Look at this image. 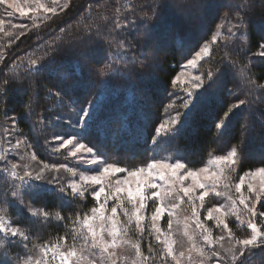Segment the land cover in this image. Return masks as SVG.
Wrapping results in <instances>:
<instances>
[{
	"label": "snow or ice",
	"instance_id": "snow-or-ice-1",
	"mask_svg": "<svg viewBox=\"0 0 264 264\" xmlns=\"http://www.w3.org/2000/svg\"><path fill=\"white\" fill-rule=\"evenodd\" d=\"M25 3L29 5L27 8L21 7L17 0H0V5L7 6L9 17L13 12L7 9L22 16L32 13L33 28L41 26L37 20L45 23L71 6V0L63 3L25 0ZM167 13L187 16L190 9L182 0L115 5L109 20L106 58L96 60L89 73L96 76L97 82H104L105 87L110 86L112 78L121 74L116 62L128 59L133 49V42L125 33L130 35L132 30L143 29L146 42L150 41ZM248 17L249 0L228 5L218 16L219 23L214 22L209 29L210 39L198 44L191 58L185 57L182 70L170 81L171 95H177V85L182 95L178 102L170 98L164 118L153 124L150 139L154 149L146 162L129 167L110 159L107 147L96 141L91 131L99 107L97 99L85 97L74 101L69 89L76 88L79 81L66 71L54 85L55 91L48 89V93L57 101L58 108H69L76 116L75 121L64 119L59 112L38 114L31 104L23 115L35 117L33 127L38 126L41 132L59 126L63 120L71 131L53 132L51 140L46 139L45 143L53 153L67 150L76 166L40 159L33 150L34 144L28 138L21 139L15 131L20 118L10 117L0 136V264H250L252 257L264 253V211L259 210L264 207V151L258 155V164L243 174H239V169L245 161L247 139L230 144L224 154L211 155L199 167L190 166L183 155L163 157L155 153V148L161 145L173 149L181 137L198 131L196 123L204 102L215 92L227 89L225 70L238 69L245 90L242 93L227 90L234 102L226 103L216 113L205 135L214 130L220 139L230 137L233 119L251 110L253 101L249 97L253 92L260 90L264 98V84H257L252 78L250 65L243 63L240 67L228 54L216 62L224 65L223 70L213 65L206 72L200 71L202 64L212 59L213 45L228 48L234 38L244 34ZM3 23L0 20V25ZM258 27L264 39V21ZM5 35L11 37L12 33ZM15 38L19 39V35ZM254 46L259 50L252 52L249 48L244 55L250 52L252 57L264 58V43L256 42ZM244 47L241 45V49ZM71 55L81 74L94 59L88 50H74ZM0 62L6 63V53L0 52ZM27 63L29 71L44 69V65L38 66L37 59L29 57ZM15 79L13 75L0 82V96ZM100 94L98 91L96 97ZM260 116L264 117V112ZM261 123L264 124V119ZM244 130L250 136L251 129L246 126ZM175 152L179 153V149ZM89 195L93 206L77 212L75 219L60 211L52 213L44 204L45 198L53 197L63 208ZM208 198L213 200L211 207H207ZM203 209L206 215L201 219ZM24 217L27 222L21 223ZM165 217L163 228L161 222ZM66 219L71 223L68 231L43 242H37L39 237L33 239L36 236L33 224L48 225ZM231 220L246 229V234L234 232L229 226ZM207 221L214 222L212 227ZM153 241L158 247L153 246ZM142 246H146V253Z\"/></svg>",
	"mask_w": 264,
	"mask_h": 264
},
{
	"label": "trees",
	"instance_id": "trees-1",
	"mask_svg": "<svg viewBox=\"0 0 264 264\" xmlns=\"http://www.w3.org/2000/svg\"><path fill=\"white\" fill-rule=\"evenodd\" d=\"M94 1L95 0H71V6L61 12V14L57 16L58 19L51 20L50 23L46 24L45 28H38L39 32L36 31L35 34L30 33V35L33 34L35 39L39 40V38L36 37L37 34H52V29L57 28L56 26L58 25L56 24L58 22L61 21L63 24H67L71 20H74L77 15L80 17V20H83V22L94 19L92 17L93 14L85 11L88 4ZM100 1L102 2H100L96 10L94 9V11L98 12L95 17L97 18L96 21L98 22V19L101 20L103 17H106L105 24H110L109 20L111 17V9L115 5L122 2L120 0ZM222 2L223 0H186L183 3L190 9V15L180 16L175 13H167L164 15V18L155 30L151 41H154L162 49L160 50L162 65L161 70L157 73V79L161 80L166 88H169L171 85V79L178 71L180 54L183 55L185 45H197L198 39L201 37L200 34L202 33V29L199 33L196 29L194 30L197 22L205 20L206 15L213 13L215 7L206 8L205 6L209 4L219 5ZM218 8L219 7H217V9ZM98 10H100V12ZM261 15L264 17V11H261ZM72 22L76 21L74 20ZM187 26L192 27L189 33L185 35L187 30L185 27ZM40 29L42 32H40ZM73 30L74 26L71 28L68 27L67 31H65L66 33L59 36L61 42L57 46L56 52H59L60 54L55 57L60 58V56L69 52L70 46L67 44L71 41H73V43L75 42L72 44L71 52L74 50H88L92 53L94 58L92 62L87 64L83 74H81L79 69L75 66L73 56L70 58H64L63 61H56L53 65L48 64L41 71L33 70L34 72L37 71L34 75L29 74L28 71H24L23 73L15 71L16 73H14V71L10 68L9 61H6V63L0 62V82L13 75L17 77V79L13 80L6 86L5 94L0 96V120L7 119L8 122L10 117L14 115L18 116L20 118V123L17 129L20 132H23L26 137H28V133L30 132L33 134L32 129L34 128L33 124L35 123L36 118H25L23 115L25 109L29 104H31L38 114L43 113L44 115H47L48 113L51 114V112H57V109L55 108L52 109V111H49L55 104L54 102L57 101L48 94V89H53V91H55L54 85L57 84L58 79L64 77L65 71L67 73H71L74 79L79 81V85L76 88L69 89V95L73 97L74 101L83 100L85 97L89 98L93 93L95 84H97V79H95L96 76L89 73V68L94 65L96 60L105 59V54L108 50L105 49L104 41L101 40L100 37H98V39L88 38L86 35L81 37L80 35L83 31L78 33L76 31L73 32ZM143 32V30H132L130 35L128 33L126 35L130 40H132L137 37L135 36L136 34H140L138 36H142ZM102 34L103 31L100 32V35ZM247 34L248 49L250 48L252 52L258 51V47L254 46L255 43H264V39H261L262 33L259 31L258 26L253 23H249L247 25ZM33 36L31 37L34 38ZM21 44V41H17L14 46L16 48L18 45L21 46ZM55 44H57V41ZM164 49L165 52L163 51ZM244 60L246 61V59ZM251 68L257 83L264 84V58H257L253 64L251 63ZM30 73L33 72L30 71ZM38 79L40 80L38 81ZM71 82L72 81L70 80L69 83ZM32 85H35V87H31ZM40 85L45 86L46 89L44 92L40 90ZM122 89L123 88L117 89L114 92L108 91L104 93V96L101 98L99 103L98 111L96 112V119L91 131L95 140L100 144L105 145L108 152H115V156L117 158L135 163L152 156L154 146L150 139L149 125H153L154 122H151L148 118V114L149 116L151 115L150 111H148L145 106L141 107V100L138 101L137 107H134L132 103L130 104L129 101H126L128 98H124L125 95L122 93ZM38 91H40V93H38ZM66 99L67 98H65V102L68 103ZM122 100L125 101L121 102ZM229 100H231V98L230 95H228V91L214 93L201 107L196 123L198 131L195 133L190 132L181 137L171 150L166 149L163 145L159 148H155L156 155L158 156L163 153L167 154L168 152L172 153L175 152L176 148H178L179 153L177 154L185 156L190 163L198 165L202 163V161H204L210 153L223 149L226 145H229V143H232L233 141L236 142L237 140H240V134L244 127L243 122L245 123V119L243 117L244 114L233 119L232 135L230 137L220 139L216 136L214 130L209 132L207 135L204 134L211 127L216 113L226 103H229ZM123 105L127 108L122 109ZM139 110L142 111L143 116L139 114ZM5 113H7V115H5ZM252 113V111L248 113V115H250L249 120L254 119ZM255 128V124L250 127L251 133ZM260 129L262 131L264 130L263 127ZM44 137L46 138V134H44ZM256 137L258 140L254 138L253 141H250L251 138L249 137L247 139L248 143L245 150L247 159L241 165L239 173H242L250 167L258 164V155L262 152V150H264V135ZM43 155L45 156L44 153ZM255 161L257 162L255 163ZM0 183H2V181H0ZM44 204L46 205V208L49 207V210H52V213L60 211L65 217L70 216L68 212L73 213L76 209L84 210L93 206L90 196H86V198L78 200L63 208L59 206V202L53 197L45 198ZM259 210L264 211V207L259 208ZM26 220L27 217H24L21 219V222H25ZM63 225L64 224H61V222L52 221L51 224L41 225L40 231H42L41 233H45L44 236L51 234L56 236L64 233L65 229H63ZM262 257L263 256L258 258L255 257V260H251L250 264H259Z\"/></svg>",
	"mask_w": 264,
	"mask_h": 264
},
{
	"label": "rangeland",
	"instance_id": "rangeland-1",
	"mask_svg": "<svg viewBox=\"0 0 264 264\" xmlns=\"http://www.w3.org/2000/svg\"><path fill=\"white\" fill-rule=\"evenodd\" d=\"M122 3L120 4H126V3H138V4H151L152 0H120ZM186 0H182V2H185ZM17 2L20 4L21 7H25L27 8L29 5L25 3V0H17ZM45 3H50V0H44ZM61 3L64 2V0H60ZM100 0H95L94 2H90L86 8V12L93 14L92 17L94 19H90L89 21H84L81 19H79L80 17H78V15L74 18V20L76 22H72L74 20H71L69 23L67 24H63V22H61L60 20H56V21H60L58 22L55 28L56 29H52L53 31L51 32L52 34H42V35H36L37 38H39V40L35 39V37L32 35H30V33H34L36 31H38V28H33L32 27V13H29L27 16H22L19 12H15L13 9H7V11H12L13 15L12 16H8L7 12L5 11V9L7 8L6 5H0V20H3L4 23L3 25H0V28L3 29V31H0V52L6 53V61H9L10 64V68L12 71H14V73H16L15 71H17L18 73H23L24 71H28L29 74L34 75L35 73H37V71H33L36 70V68H32L31 71L33 73H30L29 71V66H28V58L31 57L33 59H37L38 61V66L39 65H44V67L46 65H53L54 63H56V61H63L64 58H70L71 55V50H72V44L73 41H71L69 44V52L63 54L62 56H60V58H57L55 56H58L60 53L56 52L57 46L60 44V35L63 33H66L65 31H67L68 27H72L74 26V30L73 32H81V37L88 36L94 39H98V37H100L101 40L104 41L105 44V49L108 50V45L106 43V40L109 38L107 36V32L108 29L111 27L110 24H105V20L106 17L102 18L101 20L98 19V22L96 21L97 18L96 15L98 14V12L93 11V12H89V9H95L98 7V5L100 4ZM241 0H223L222 3H220L219 5H221L218 9L217 7L214 8L213 13L212 14H208L206 15L205 20H201L200 22H197L196 27L194 28V30L196 29L197 32H201L202 29V33L200 34V38L198 39V44H202L205 40L210 39V33H209V29L214 27V22L215 23H219L218 20V16L223 14V11L227 10V6L228 5H233V4H237L240 3ZM100 12V10H98ZM261 11H264V0H249V23H253L257 26H259V24L261 23V21H264V17L261 15ZM96 12V13H95ZM61 14V12L58 14V16ZM90 18V17H89ZM54 19H58V17H53L52 19L46 21L45 23H41L40 20H37L36 23L37 24H41V26L39 28L42 29L45 28L46 24L50 23L51 20ZM77 19V20H76ZM210 19V20H209ZM212 20V21H211ZM9 21H11V24L9 23ZM199 21V19H198ZM61 23V24H60ZM21 24H25L28 27L27 28H18V27H13V25H21ZM97 24V25H95ZM64 25V26H63ZM91 26V28L89 29L88 26ZM192 26H187L185 27L187 30L185 32V35L189 33V31L191 30ZM40 29V30H41ZM259 29V27H258ZM143 30V29H140ZM139 30V31H140ZM33 31V32H32ZM103 31V34L100 35V32ZM105 31V32H104ZM144 31V30H143ZM260 31V29H259ZM12 33V36L9 37L8 35H5V33ZM39 32V31H38ZM42 32V30L40 31ZM70 32V31H69ZM20 33H24L23 35H20ZM89 34V35H88ZM127 33H125L126 35ZM19 35V39H16L15 37ZM140 34H136L134 39H132L133 42V49L132 51L129 52V58L128 59H124V60H120L117 61L116 64L117 66L120 68V75H117L115 77L112 78V83L110 86L105 87V83L104 82H97V84H95L93 93L90 95L89 99H97V103L99 106V103L101 101V98L104 96V93L106 92H110V91H116L117 89L123 88L122 89V93L125 95L124 98H128L126 101H129V103L134 106L137 107V103L138 101L141 100V107L145 106L147 108L148 111H150L151 115L149 116L148 114V118L151 120V122H158L159 120H162L164 118V110H165V106L168 105L170 103V98L171 101H177L178 102V98L179 96L182 95V93L179 90V85H177L175 91L177 93V95H171V93L173 92V88L170 85L169 88H166V86L163 84V82L159 79H157V73L161 70V65H162V56H160V50H162L154 41H147L146 42V37L144 35V32L142 33V36H138ZM31 36H33L34 38H32ZM71 37V36H70ZM145 37V38H144ZM203 37V38H202ZM31 38V39H30ZM129 39V38H128ZM130 40V39H129ZM17 41H21V46H17L15 48L14 44ZM57 41V44H55ZM70 41V40H69ZM136 41H139V43L137 44ZM248 34H247V27L244 30V34L243 35H238L236 38H234V41L229 45L228 48H223V47H217L216 45H213V56L212 59L210 61H208L207 63H203L202 67L200 69V71L202 72H206L207 70H209V68H211L213 65H215L216 67L221 68L222 70L224 69V65L223 64H217L216 62L219 61L221 59L222 56H224L225 54H228L230 57H233L237 60V63L239 64L240 67H243V63H248L251 67V63L253 64L257 58L259 59L260 57H252L251 53L249 52V55L245 56L244 52L248 51ZM179 42V40H178ZM197 45L194 46H187L185 45L184 47V51H183V55L180 54V59H179V64H178V71L176 74H178L182 69H181V65L183 63H185V57L187 58H191V56L194 54L195 50H198ZM241 45H244L245 47L243 49H241ZM12 48V49H11ZM15 48V49H14ZM165 52V49L163 50ZM58 53V54H57ZM132 53V54H131ZM241 58L242 61L241 62ZM57 59V60H56ZM246 59V61L244 60ZM11 61V63H10ZM21 61H23V63H21ZM19 67H16V66ZM92 67V66H91ZM90 67V68H91ZM60 72V71H59ZM175 74V75H176ZM175 77V76H174ZM173 77V78H174ZM95 78V77H94ZM225 78L228 79L229 83L227 85V89L225 91H227L228 89L233 90L236 93H242L245 90V86H244V82L241 79L240 75H239V71L238 69H232L229 68L228 70H225ZM252 78L255 80V77L252 76ZM97 79V78H95ZM40 79H38L39 81ZM257 83V81H256ZM32 84V83H31ZM259 84V83H257ZM32 87V86H31ZM45 86L44 85H40V90L44 92L45 90ZM154 89V90H153ZM100 92L101 94L99 95V97H96V93ZM164 91V92H162ZM153 92V93H151ZM38 93H40V91H38ZM215 93H219L215 92ZM37 94V93H36ZM49 94V93H48ZM38 96V94H37ZM133 96V97H132ZM52 97V96H51ZM231 100H229V103L234 102L233 97L230 96ZM241 98H243V95L241 94ZM249 99H251L253 101L252 105H251V110L248 112H244V127H252L255 124V129L253 130V132L250 134L247 131H245L244 127H243V131L241 132L240 136L241 139H250V141L254 138L257 139L256 136L259 137V135H264V130L262 131L260 128L263 127L264 128V124L261 123V120L264 119V117L260 116L261 112H264V98H262V93L260 90H257L255 92H253V94L249 97ZM67 101V99H66ZM125 100H122L121 102H124ZM55 104L53 105L52 109H57V112H59L61 114V116L64 119H72L73 121H75L76 116L69 110L68 107H57V102H54ZM163 103V105H162ZM127 107L123 105L122 109H126ZM98 111V109L96 110V112ZM253 112L255 113V116L253 120H249V116L248 113L249 112ZM41 112V111H40ZM140 115L143 116L142 111H138ZM52 113V112H51ZM50 113H48L47 115H49ZM97 114V113H96ZM124 120V119H123ZM258 122V123H257ZM9 121L7 122V119H3L0 120V136L3 135V130L5 127L8 126ZM153 125H149V130H151ZM33 134L28 133V137H26L24 135L23 132H20L17 128L15 129L16 133L20 134V138H28L33 144H34V151L37 153L38 157L42 160H44L45 162L48 163H54V164H59V163H64L67 164L69 167H73L76 166L77 162L74 158H72L71 156L67 155V150H62L60 153H53L50 151L49 145L45 143V140H51V135L53 132H68L71 131L70 128L65 127L63 124V120L60 122L59 126H54L52 129H50L47 132H41L39 131L38 126L33 128ZM44 134H46V138L44 137ZM251 136H255V137H251ZM258 140V139H257ZM232 143H235L234 141ZM232 143H229L232 144ZM229 145H226L223 149L215 151L210 153L205 159L204 161H206L208 158L211 157V155L214 154H224L228 148ZM261 151V149H260ZM264 151V150H262ZM43 153L45 154V156L43 155ZM110 159L113 161H118L121 166H133L135 164H138L140 162H146L148 159L147 158L145 160L139 161V162H135V163H131L128 161H125L121 158H117L115 156V152H108ZM177 153L175 152H168L163 153L161 155L158 156H163V157H167V156H171V155H175ZM122 155V154H121ZM247 159V155L245 156V160ZM257 161H255L256 163ZM190 166L192 167H199L201 166V163L196 165L193 163H190ZM80 167H84L83 165H80ZM239 174H243L239 173ZM64 175H68L67 173H64ZM90 196V195H89ZM86 198V197H85ZM91 198V196H90ZM92 200V198H91ZM92 202L94 203V201L92 200ZM223 202V201H221ZM213 203L212 198H208L207 199V207H211ZM35 206H39V205H35ZM186 207V206H184ZM46 210L52 212V210H49V207L46 208ZM83 211H87V209H76L73 213L68 212L69 213V217L71 219H75V214L77 212H83ZM149 213L151 211V208H149ZM262 211V210H260ZM57 212V211H55ZM53 212V213H55ZM201 219H204V216L206 215V209L201 210ZM62 214V213H61ZM63 215V214H62ZM166 220L167 217H165L164 221L161 222V226L163 228H166ZM27 221V220H26ZM25 221V222H26ZM21 222V221H20ZM25 222H21V223H25ZM63 225V229H65L64 232L68 231L71 228V223L69 220H65L64 222H61V224ZM207 225L209 227H212L213 225V221H207L206 222ZM44 225V224H33V228L35 229L36 232V236H33L34 240H37V237H39V239L37 240V242H43L45 240L48 239H53L55 236H53V234L48 235V236H44L45 233H41L42 231H40V226ZM229 226L233 229L234 232H236L238 235H245L246 234V229H244L238 222L231 220ZM39 229V231H38ZM147 239V237H146ZM153 246L154 247H158V245H156V243L153 241ZM144 247V251L146 253L147 249L146 246H142ZM13 255H15V253H13ZM263 256L260 263L259 264H264V253H258L257 255H255L254 257L251 258V260H255V257H260Z\"/></svg>",
	"mask_w": 264,
	"mask_h": 264
}]
</instances>
